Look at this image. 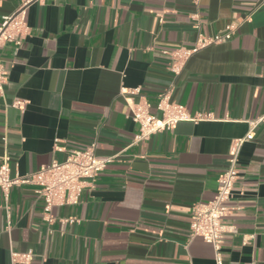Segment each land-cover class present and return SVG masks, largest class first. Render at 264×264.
Masks as SVG:
<instances>
[{"label": "crops", "instance_id": "obj_1", "mask_svg": "<svg viewBox=\"0 0 264 264\" xmlns=\"http://www.w3.org/2000/svg\"><path fill=\"white\" fill-rule=\"evenodd\" d=\"M22 1L0 0V18ZM195 16L205 34L236 32L176 76L165 51L193 45ZM26 19L24 43L0 51V166L7 153L11 174L25 175L64 160L56 144L93 141L115 159L77 204L53 206L51 223L33 185L0 189V264H217L212 244L191 235L192 208L215 197L232 141L264 117V0H34ZM171 86L173 101L213 118L134 142L140 126L122 90L140 88L134 99L160 115ZM255 133L241 150L222 264H264V120Z\"/></svg>", "mask_w": 264, "mask_h": 264}, {"label": "built area", "instance_id": "obj_2", "mask_svg": "<svg viewBox=\"0 0 264 264\" xmlns=\"http://www.w3.org/2000/svg\"><path fill=\"white\" fill-rule=\"evenodd\" d=\"M33 1L23 0L12 14L0 18V51L7 43L21 46L30 35L31 27L27 22L26 15L27 7ZM195 1L198 3L199 0ZM194 27L197 30V37L192 46H180L174 50L165 51L171 57V70L176 76L184 70L188 60L195 53L210 45L231 39L236 32L234 27L227 25L219 33L205 34L202 31L198 16H195ZM7 75L8 71L0 53V94L4 92ZM121 94L131 110L132 119L140 126L134 142L146 140L154 133L173 129L181 121L199 122L213 118L210 113L192 114L186 106L173 101L172 86L158 96L157 109L160 115L151 113V104L144 97L139 101L134 99V95L140 94V88L122 90ZM14 105L23 107L24 102L16 100ZM263 120L264 117L250 121L249 132L232 141L228 155V166L219 176V185L215 197L207 202H197L192 208L191 235L201 237L207 243L212 244L215 249L217 264H222L220 250L224 236L230 232L226 219L235 209L230 205V200L240 177L238 163L241 150L246 142L254 139L255 129ZM96 148L97 143L95 141L81 149L65 148L56 144V149L67 152L64 160L54 159L49 164L42 165L35 172L15 176L11 174L10 157L6 153L0 166V189L7 196L14 185H33L36 194L43 199L44 218L51 223L54 220L51 213L53 206L77 204L84 190L93 187L96 176L114 161V156H97ZM69 221H73V219ZM31 259L30 253H12L14 262L28 263Z\"/></svg>", "mask_w": 264, "mask_h": 264}]
</instances>
